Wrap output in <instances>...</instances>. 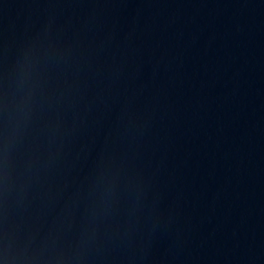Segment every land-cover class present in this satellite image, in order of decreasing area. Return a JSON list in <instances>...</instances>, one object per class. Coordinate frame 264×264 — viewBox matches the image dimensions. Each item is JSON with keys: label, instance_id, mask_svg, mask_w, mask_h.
Masks as SVG:
<instances>
[{"label": "water", "instance_id": "1", "mask_svg": "<svg viewBox=\"0 0 264 264\" xmlns=\"http://www.w3.org/2000/svg\"><path fill=\"white\" fill-rule=\"evenodd\" d=\"M0 264H264V0H0Z\"/></svg>", "mask_w": 264, "mask_h": 264}]
</instances>
